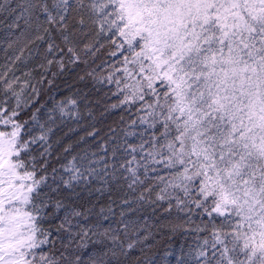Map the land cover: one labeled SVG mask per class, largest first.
Returning <instances> with one entry per match:
<instances>
[{"label":"snow or ice","instance_id":"6c2138e0","mask_svg":"<svg viewBox=\"0 0 264 264\" xmlns=\"http://www.w3.org/2000/svg\"><path fill=\"white\" fill-rule=\"evenodd\" d=\"M0 15L9 37L19 31L0 64V113L15 100L3 120L12 130L0 131L2 264H156L144 225L81 202L93 181L104 186L96 191L123 181L138 195L122 204L157 205L161 228L195 233L176 264H264V0H0ZM36 41L47 44L40 67L82 63L80 80L112 86L106 111L135 110L51 176L50 137L81 114L69 97L36 109L31 127L15 119L26 90L38 94L31 72L14 70ZM101 50L116 58L101 62L106 74L90 66ZM5 200L30 209H5ZM45 219L59 223L46 229Z\"/></svg>","mask_w":264,"mask_h":264},{"label":"trees","instance_id":"16d2710c","mask_svg":"<svg viewBox=\"0 0 264 264\" xmlns=\"http://www.w3.org/2000/svg\"><path fill=\"white\" fill-rule=\"evenodd\" d=\"M0 21H3V23H0V64H4L8 62L4 52V49L7 47V41L9 38L14 39L16 35H19V31L16 30L14 34L9 37L7 24L11 22L10 18L0 15ZM33 35H35V33H33ZM57 43H59L58 40ZM46 47V42L41 41H36L35 44H29L27 48L24 49L21 60L16 62L14 69L15 74L25 79L23 74L25 72H31V77H28V79H30L31 83L38 89V94L33 93L31 88L26 90L25 99L28 101V106L24 107L22 105L21 109H17L20 115L15 119L20 122L28 120L29 124L26 127H31L30 117L36 109H40L38 115H43L50 110L53 105L66 98L73 97L78 99L81 118L79 120L66 119L62 123L58 121V126L50 137L51 155L47 156L46 159L49 162L48 174L51 176L52 167L59 169L60 165L66 162V159H70L71 155H75L80 152L81 149L90 147L91 150H95L96 143L99 142V137L105 136L109 132L110 127L119 128L121 126V115L125 117L126 121L135 118V110L133 109L131 112L123 109L106 111L105 105L114 103L117 99L115 96L111 95L112 86L96 85L95 82L89 78L80 80L79 77L84 75L85 70V65L82 63L69 64L67 63V59H65V68L63 71L55 64L49 67L48 70L40 67L41 64L46 65L44 57ZM15 54L19 55V52L17 51ZM7 55H13V50H9ZM115 59L116 58L109 57L105 50H101L95 61H90V66L96 67L100 65L97 71L104 70L106 74L108 70L107 64L113 63ZM102 61H107V64H102ZM53 72L56 73L55 76L52 75ZM49 81H51V83H49ZM97 101H99V103H97ZM14 106L15 100H12L5 106L7 111L0 113V131L10 132L12 130V125H5L3 120L8 118L11 108ZM89 111H91V115H89ZM93 129L98 130V137L95 139L87 135V133L93 131ZM33 134H38V129H33ZM81 137H84L87 143L80 142ZM129 139L132 143L138 142L137 137H131ZM69 144L74 148L71 154L64 152V148ZM33 147L35 148L36 146ZM37 171L39 174V167ZM120 184H124V186L120 187ZM89 187L92 189L91 195H88L87 190L82 193L81 202L84 203L85 206H94L95 212H99L101 207L107 208L111 206L116 219L119 218L121 211H124L126 213V218L136 221L137 224L144 225L145 230L151 232V236L146 241V244L151 246L149 254L152 255L155 253L154 259L156 264H176V257L180 255L181 249L183 248V250L187 252L188 246L194 244L195 233L183 231L172 233L167 228L160 227V225L165 222L166 216L163 212V208L148 204L138 206L134 199L131 207L122 204V199L134 198L138 195V192L134 193L127 189L123 181H114L103 191H96L97 188H104L100 181H93ZM44 191H47V189H44ZM125 193H127V196H125ZM2 207L5 209L19 207L22 211H28L30 209V205L21 206L18 202L9 205L6 200ZM153 209H155V211H153ZM33 215H35V213H33ZM58 223L59 220L49 221L45 219L41 221L42 226L46 229L50 227L54 228ZM107 223L106 221L105 225H107ZM144 234H146V232L142 231L141 235ZM2 239L3 238L0 237V240ZM168 252L173 255L165 256V253Z\"/></svg>","mask_w":264,"mask_h":264},{"label":"rangeland","instance_id":"374dc122","mask_svg":"<svg viewBox=\"0 0 264 264\" xmlns=\"http://www.w3.org/2000/svg\"><path fill=\"white\" fill-rule=\"evenodd\" d=\"M4 187H7L6 185ZM0 264H2V262H0Z\"/></svg>","mask_w":264,"mask_h":264},{"label":"bare ground","instance_id":"6f19581e","mask_svg":"<svg viewBox=\"0 0 264 264\" xmlns=\"http://www.w3.org/2000/svg\"><path fill=\"white\" fill-rule=\"evenodd\" d=\"M159 233H161V232H159ZM157 234V233H156Z\"/></svg>","mask_w":264,"mask_h":264}]
</instances>
